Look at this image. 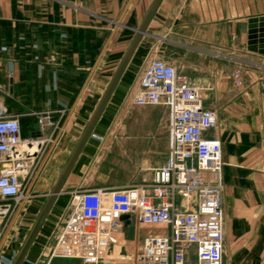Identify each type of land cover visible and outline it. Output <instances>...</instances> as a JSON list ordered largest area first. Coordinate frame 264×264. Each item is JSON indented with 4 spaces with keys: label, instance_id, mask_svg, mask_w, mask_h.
<instances>
[{
    "label": "crops",
    "instance_id": "1",
    "mask_svg": "<svg viewBox=\"0 0 264 264\" xmlns=\"http://www.w3.org/2000/svg\"><path fill=\"white\" fill-rule=\"evenodd\" d=\"M151 2L0 0V98L8 113L19 115L23 138L39 133V114L47 110L52 111L55 122L49 131L56 136L43 153L32 180L34 197L13 208L10 234L20 235L15 231L30 204L33 226ZM261 16L264 0L160 1L148 33L23 264H135L145 237L162 230L163 226L141 224L130 216V221L123 220L121 230L110 237L96 263L53 254L57 238L51 243V236L67 211L60 204L66 199L69 204L75 191L118 189L140 183L151 177V168L165 162L162 140L152 139L156 126L140 159L109 161L106 154L102 155L103 149H113L129 131L104 128L101 123L118 104L138 106L130 95L136 82L130 67L134 60H145L153 49L164 47H170L172 53L167 60L192 83L204 87L203 106L218 112L217 124L203 135L218 138L222 148V262L264 264V42L259 41L262 33L255 27ZM62 105L66 106L64 113L60 111ZM163 109L167 125V108ZM107 137L111 139L105 141ZM29 150L34 148L25 147L22 151ZM190 262L195 263L193 251Z\"/></svg>",
    "mask_w": 264,
    "mask_h": 264
},
{
    "label": "built area",
    "instance_id": "2",
    "mask_svg": "<svg viewBox=\"0 0 264 264\" xmlns=\"http://www.w3.org/2000/svg\"><path fill=\"white\" fill-rule=\"evenodd\" d=\"M203 90L169 61L156 55L149 59L130 95L138 106L167 108L166 160L143 182L75 191L53 254L96 263L121 230V216L130 214L141 224L163 226L145 237L135 264H192V251L194 264H223L222 148L218 138L203 135L217 124L218 112L203 106ZM51 114L41 112L39 133L23 138L19 115L8 113L0 98V207H6L0 217V264L12 263L7 242H22L9 233V219L15 206L34 197L32 180L56 138L49 131L55 126ZM24 143L37 148L22 152Z\"/></svg>",
    "mask_w": 264,
    "mask_h": 264
},
{
    "label": "rangeland",
    "instance_id": "3",
    "mask_svg": "<svg viewBox=\"0 0 264 264\" xmlns=\"http://www.w3.org/2000/svg\"><path fill=\"white\" fill-rule=\"evenodd\" d=\"M171 50L170 47H164V48H158L153 49V51L147 56V58L142 61H135L134 64L131 65L130 71L131 76H134V81L137 80L139 74L143 70V68L147 65L149 62V59L153 57V55H156L160 58H163L164 60L168 61V56H171ZM119 106H115L113 109H111L110 113H108L106 116H104L101 119L102 127L104 128H111V129H123L128 128V135L126 137H121V142H116L115 147L109 151L108 148H104L102 155L106 154L109 161L113 162L114 158L118 159L117 161L125 160L127 162V157H133L136 159H140L142 156L144 149L147 147L150 134L152 133L153 128L155 126V132L152 139L153 140H162L163 144V155L167 156V147H166V135H167V125H166V117H164L163 112V106L162 105H151L145 107H138V106H128L125 104H118ZM129 107V109L127 108ZM128 109V110H127ZM127 112V113H126ZM164 117V118H163ZM163 118V119H162ZM162 120V121H161ZM161 121L159 124L158 122ZM105 141L111 139L109 137L104 138ZM154 142V141H153ZM154 146V144H153ZM154 148V147H153ZM107 151V152H106ZM109 156V157H108ZM101 160V159H100ZM124 173V175H123ZM122 177L125 176V171L121 172ZM64 207H66L67 211L64 215V217L59 221V227L56 229V231L51 236V243H54L56 241L57 235L59 233V230L61 226L63 225L64 220L67 217L68 214V200L62 201V204ZM58 205L56 207V210L59 211ZM34 219V214L31 211V204L28 208L27 212L23 217L19 219L20 226L16 228V233L20 234L19 236L22 238V243H17L11 245V243H8V249L6 251L7 255L10 256L12 259V263L14 259L16 258L22 244L24 243L30 228L32 221ZM10 223V222H9ZM11 250V251H9ZM12 250L16 251V255H13ZM11 263V264H12Z\"/></svg>",
    "mask_w": 264,
    "mask_h": 264
},
{
    "label": "water",
    "instance_id": "4",
    "mask_svg": "<svg viewBox=\"0 0 264 264\" xmlns=\"http://www.w3.org/2000/svg\"><path fill=\"white\" fill-rule=\"evenodd\" d=\"M161 0H152L151 4L149 5V9L143 18L141 24L135 28V35L125 51L118 67L116 68L106 90L104 91L99 103L97 104L91 118L89 119L75 149L73 150L67 164L65 165L64 169L62 170L57 182L55 183L52 191L49 193V196L40 211L38 217L36 218L30 232L28 233L24 243L22 244L16 258L14 259L12 264H23L27 253L32 246L36 236L38 235L44 221L46 220L48 214L50 213L58 195L62 192L63 185L70 174L77 158L79 157L80 153L82 152L86 142L92 135L94 128L96 127L97 122L99 121L103 111L105 110L111 96L113 95L117 85L119 84L124 72L126 71L129 63L131 62L142 38L148 33L147 29L149 26V22L152 19L159 3ZM259 22L256 21V28L257 31L262 33L259 37L260 42H264V16L258 18ZM122 220L126 222L130 221V214H123L121 216Z\"/></svg>",
    "mask_w": 264,
    "mask_h": 264
},
{
    "label": "bare ground",
    "instance_id": "5",
    "mask_svg": "<svg viewBox=\"0 0 264 264\" xmlns=\"http://www.w3.org/2000/svg\"><path fill=\"white\" fill-rule=\"evenodd\" d=\"M25 147H31V149H33L34 148V150L37 148V145H32V146H29L28 144H23L22 145V147H21V151L25 148ZM23 152V151H22ZM6 207H0V217H1V215L4 213V209H5Z\"/></svg>",
    "mask_w": 264,
    "mask_h": 264
}]
</instances>
